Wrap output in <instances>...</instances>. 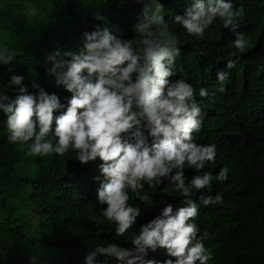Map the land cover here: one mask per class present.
I'll return each mask as SVG.
<instances>
[{"label": "clouds", "instance_id": "clouds-1", "mask_svg": "<svg viewBox=\"0 0 264 264\" xmlns=\"http://www.w3.org/2000/svg\"><path fill=\"white\" fill-rule=\"evenodd\" d=\"M18 2L0 0L2 31L8 8L41 1ZM135 2L128 30L98 13L79 53L49 55L55 94L9 68V141L43 159L37 181L82 193L77 213L109 235L77 264H264V0ZM14 59L0 46V64ZM247 68L246 102L225 105L221 84Z\"/></svg>", "mask_w": 264, "mask_h": 264}, {"label": "trees", "instance_id": "trees-1", "mask_svg": "<svg viewBox=\"0 0 264 264\" xmlns=\"http://www.w3.org/2000/svg\"><path fill=\"white\" fill-rule=\"evenodd\" d=\"M27 1L35 0H19L15 7L22 8ZM39 1L23 15L14 8L7 9L13 15L6 20V31L0 29V46L6 45L15 59L9 65L0 64V92L4 93V82L12 68V74L23 73L33 83L55 94L59 86L55 76L47 71L53 66L49 55L57 51L61 56L67 51L79 53L85 33L104 26V21L96 19L98 13L107 19L106 23L128 30L140 12L135 0ZM178 6H174L173 12ZM187 53L193 56L192 52ZM201 61L210 63L206 58ZM222 70L226 72L225 67ZM249 71L250 68L239 74L235 71L221 84L226 86L225 105L246 102L253 82L241 81V88L237 82L240 78L250 80ZM222 126L220 115H215L206 138L217 140ZM9 135L6 116L0 112V264H33L34 257L35 264H77L83 248L89 250L95 247L94 243L106 242L110 240L109 235L96 223H86V218L77 213L76 206L86 204V200L82 193L67 187L62 176L37 181L32 176L37 173L34 162L43 163V159L27 156L21 143H11ZM57 196H62V200ZM57 207L68 219L56 218ZM15 211L17 216L12 214ZM62 232L70 237V242L65 241Z\"/></svg>", "mask_w": 264, "mask_h": 264}, {"label": "rangeland", "instance_id": "rangeland-1", "mask_svg": "<svg viewBox=\"0 0 264 264\" xmlns=\"http://www.w3.org/2000/svg\"><path fill=\"white\" fill-rule=\"evenodd\" d=\"M18 211L13 212V216H17Z\"/></svg>", "mask_w": 264, "mask_h": 264}, {"label": "bare ground", "instance_id": "bare-ground-1", "mask_svg": "<svg viewBox=\"0 0 264 264\" xmlns=\"http://www.w3.org/2000/svg\"><path fill=\"white\" fill-rule=\"evenodd\" d=\"M226 104V103H225ZM214 120V119H213ZM217 122V121H216Z\"/></svg>", "mask_w": 264, "mask_h": 264}]
</instances>
